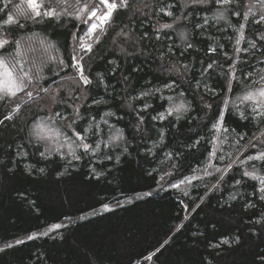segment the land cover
Instances as JSON below:
<instances>
[{"label": "trees", "instance_id": "trees-1", "mask_svg": "<svg viewBox=\"0 0 264 264\" xmlns=\"http://www.w3.org/2000/svg\"><path fill=\"white\" fill-rule=\"evenodd\" d=\"M174 2L136 0L131 10L117 11L112 28L94 50L93 84L85 93L87 99L71 101L79 106L84 117L79 123L83 126H87L86 121L91 117L98 121L105 111L115 113L105 119L124 133L118 148L102 147L95 155H84L71 164L55 156L44 160L34 147L26 144V133L22 130L28 126L25 118L36 112V104L25 103L23 94L8 105L0 104V119L16 104L21 105L16 120L0 125V159L4 161L0 164V249H3L0 264H135L140 260L143 261L139 264H261L264 200L259 199V182L244 177L242 167L233 165L223 173L213 170L214 175L193 180L187 192L177 188L166 190L165 185L143 190V186H149L163 173H172L167 181L171 185L192 177L195 170L207 163L212 147L208 142L209 129L217 107H222L220 101L227 82L219 67L203 70L213 60L226 66L230 61L225 60L223 53L232 55L235 44L236 33L224 21L216 24L210 20L203 28L195 27L204 23L203 16L213 14L212 11L205 13L201 6L181 9L190 12V16L177 25L175 31L159 29L160 24L171 22V18L160 13L159 7ZM231 22L238 27L243 20L233 16ZM74 23L63 20L51 26L30 25V29L47 31L68 59ZM121 29L128 34L127 39L115 35ZM180 32L187 34L192 48L185 49ZM260 32H264V25L247 24L245 35L256 39L259 49H250L255 51V60L248 53L240 54L241 60L252 61L250 68L259 69L258 61L264 59V48H259ZM157 34L160 39H156ZM218 45L224 47L218 48L216 53L209 51L210 47ZM179 64L187 65V70L178 74L174 66ZM96 73L104 74V83L99 86ZM173 81L177 85L176 92L184 91L189 111L179 120L174 116L153 119L168 107V101L162 99L156 89H162L164 97L171 95L163 85ZM144 91L153 94L134 99ZM93 99L106 103L97 106L92 103ZM145 104L151 107L142 110ZM207 104L214 107L209 109ZM67 113L71 114L72 109L68 108ZM226 125L230 131L235 129L230 143L224 146V152H232L231 159L240 155L237 148L242 151L249 139L259 137L264 131V123L243 121L235 114L226 116ZM236 133L245 134V138L232 147ZM107 138L105 128L104 139ZM21 144L25 148H18ZM125 147L127 152L123 151ZM18 151H27L29 155L17 156ZM255 151L248 148L244 155ZM213 163L224 169L230 160L226 157L222 162L214 160ZM31 165L35 167L29 173L27 166ZM40 168L45 171L41 173ZM260 174L264 175V170ZM221 175L223 180H220ZM237 180L241 183L237 184ZM71 187H76L78 193L70 204L67 192ZM142 191L151 195L113 207L123 198ZM105 204L110 211L103 209ZM249 204L254 207H248ZM90 209L100 213L90 214L87 212ZM82 216L85 219H80ZM67 219L71 220L69 226L55 234L23 240ZM58 233L60 236H52ZM16 240L24 243L5 247ZM225 240L229 243H223ZM147 256L152 259L144 260Z\"/></svg>", "mask_w": 264, "mask_h": 264}, {"label": "snow or ice", "instance_id": "snow-or-ice-1", "mask_svg": "<svg viewBox=\"0 0 264 264\" xmlns=\"http://www.w3.org/2000/svg\"><path fill=\"white\" fill-rule=\"evenodd\" d=\"M135 2L136 0H0V104L8 105L21 94L23 98H26L25 103L36 104V112L32 113L30 118H25L28 126L22 130L26 133V144L34 147L42 159L50 160L55 156L71 164L72 161H80L84 155H95L101 150L102 145L113 150L120 146L119 142L124 139L123 131L105 119V117L114 116L115 113L110 110L105 111L98 121L96 117H91L86 121L87 126H83L79 123L84 119L79 106L72 104L71 101L79 100L81 97L87 99L85 93L88 91V86L93 84L91 64L96 59L94 50L101 43L102 38L107 35L108 30L112 28L114 14L121 9L131 10ZM209 5L212 7H204ZM144 6L148 7L147 4ZM186 6H201L205 13L208 11L213 13L211 17L203 16L204 23L197 24L195 27L203 28L209 25L210 20L215 21L216 24L224 21L233 27L236 33L233 54L223 53L225 60L230 62L225 66L220 61L213 60L203 70L207 72L214 67H219L227 84L226 92L220 101L222 107H217L215 120L209 129L208 142L212 147L202 171L205 175L211 176L214 175V172L209 171L212 168L215 172L223 173L230 170L233 165L242 167L244 177L259 182V199L264 200V175L260 174L261 170H264V139L260 138L264 137V131L259 137L253 136L249 139L247 147H243L242 151L237 148L240 155H237L235 159H231V151L224 152L223 149L224 145L230 143L229 137L235 132V129L230 131L226 125L227 115L235 114L243 121L264 123V59L258 61L261 67L256 69L248 67L252 61L240 58L243 52L248 53L255 60V51H250V49L259 50L257 40L248 39L245 29L249 22L264 25V0H175L174 3H165L159 7L160 13L171 18V22L160 24L159 29L175 31L176 26L190 16V12L181 11ZM233 16L242 19L243 23H239L238 27L233 25L231 22ZM63 20L76 22L73 24L75 31L71 32L72 51L68 59H65L64 52L47 31L36 32L30 29V25L51 26L53 22L60 23ZM115 35L128 38V34L123 29ZM143 38L142 36L141 39ZM179 38L185 42V49L192 48L193 45L185 32H180ZM156 39H160L159 34ZM258 40L262 42L259 48H264V32L258 33ZM244 44H247V47H241ZM223 47V45L210 47L209 51L216 53L218 48ZM109 63H114V61H109ZM174 67L178 74L181 70H187V65L179 64ZM95 79L97 86L103 84L104 74L96 73ZM48 81L50 83L46 84ZM176 87L175 81L165 83L163 88L172 93L166 97L163 96L162 89H156V92L161 93V98L168 101V107L153 119L164 120L168 116H174L179 120L189 111V105L184 99V91L176 92ZM197 87H199V81H197ZM152 94L150 91H144L134 99H142ZM41 100L44 104L40 103ZM92 103L98 106L106 101L93 99ZM148 107L151 105L145 104L142 110ZM206 107L211 109L214 105L207 104ZM68 108L72 109L71 114L67 113ZM20 111L21 105L16 104L8 115L0 119V125H5L6 121L16 120ZM139 119L143 121L142 116ZM105 128L108 131L106 140L104 139ZM91 137L95 139L92 140ZM244 138L245 134L236 133L233 137L235 144L231 146L239 145ZM196 143L199 144L200 141L197 140ZM18 148L23 149L25 145H18ZM248 148H254L256 151L244 155ZM123 151L127 152V148L125 147ZM16 155L26 158L29 153L18 151ZM168 155L171 158V153ZM226 157L230 163L225 165L224 169L213 164L214 160L222 162ZM106 158L111 159V156ZM118 160L119 157H117ZM0 164H4L2 159H0ZM34 167V165L27 166L29 173ZM39 171L43 173L45 168H40ZM166 175L170 176L172 173H166ZM200 178L196 175L185 177L170 186L178 189L181 184H189L192 180ZM160 179L163 180L164 177ZM220 180H223V175L220 176ZM236 183L240 184L241 181L237 180ZM149 195L151 193L146 192L138 194L136 198L142 199L143 196ZM128 202H132L130 198ZM248 207H254V205L249 204ZM103 209L111 210L107 204L103 206ZM80 219H85V217L82 216ZM64 227L67 225L56 223L50 225L39 235L48 236ZM37 238L36 233L27 237L28 240ZM236 242H239V238ZM22 243H24L23 240L15 241V244ZM223 243L227 244L229 241L225 240ZM13 246L11 243L5 245L6 248ZM145 259L150 260L152 256L145 257ZM261 264H264V256L261 257Z\"/></svg>", "mask_w": 264, "mask_h": 264}, {"label": "rangeland", "instance_id": "rangeland-1", "mask_svg": "<svg viewBox=\"0 0 264 264\" xmlns=\"http://www.w3.org/2000/svg\"><path fill=\"white\" fill-rule=\"evenodd\" d=\"M166 90V89H165ZM217 104H219V101H217L216 102V105ZM123 136H124V133H123ZM229 139H230V137H229ZM120 144V143H119ZM225 146V145H224ZM224 146H223V149H224V151H226V149L224 148ZM102 147H104L103 145L101 146V149H102ZM93 155V154H92ZM94 160H97V161H99V162H103V161H101V160H98L97 158H95ZM106 160V159H105ZM104 160V161H105ZM73 162V161H72ZM214 162V161H213ZM214 165H215V163H213ZM217 165V164H216ZM205 166V165H204ZM204 166H201V167H199L197 170H195L196 172H195V174H193V175H196V176H198V177H201V178H204V177H207V176H209V175H205L204 174V172L202 171V169L204 168ZM218 166V165H217ZM93 169H95V167L93 166L92 167ZM214 170V168H212V169H209V171H211V172H214L213 171ZM166 173H168V172H166ZM166 173H163L158 179H154L152 182H151V184L149 185V186H143V190H148L150 187H154V188H158V187H164V185H165V187H166V190H168V189H176V188H172L170 185H168L167 184V181H168V178H169V175H166ZM170 173V172H169ZM164 177V179L163 180H161L160 178L161 177ZM193 181V180H192ZM192 181H191V183H192ZM191 183H189V184H191ZM189 184H181V186H180V188H178V191H181V190H183L184 192H187L188 191V185ZM146 191H142L141 192V194H143V193H145ZM76 193H78V189L76 188V187H74V189L71 187V189H70V192L68 191L67 192V198H68V202L71 204L72 203V201L74 200V199H76ZM137 193H134V194H132L131 196H127V197H125V198H123L121 201H119L118 203H115V205H113V207H116V206H118L119 204L120 205H127V204H130L129 202H128V200H129V198L131 199V201L133 202L134 200H141V199H137L136 197H137ZM55 197H57V196H55ZM54 199V198H53ZM131 202V203H132ZM87 212H89L90 214H93V213H100V211H97V210H95V209H90V210H88ZM87 212H85V213H87ZM62 224H65V225H67V226H69V224L71 223V220L69 221L68 219L67 220H65L64 222H61ZM62 229V228H61ZM47 229H43V230H40V231H38V233H37V235H39L40 233H42V232H44V231H46ZM53 234H55L56 233V231H55V233L54 232H52ZM52 233H50V234H52ZM60 234L61 233H58V234H56V235H52L53 237H56L57 235H59L60 236ZM40 236H42V235H40ZM27 239V237H24L23 238V240H26ZM10 243V242H9ZM11 244H13V245H15V242L13 241V242H11ZM156 252H157V250H156ZM155 252V253H156ZM148 257V256H147ZM144 260H146V259H144ZM143 260H140V261H138V262H136L135 264H139V263H141Z\"/></svg>", "mask_w": 264, "mask_h": 264}]
</instances>
